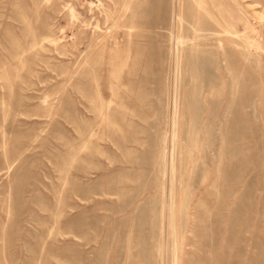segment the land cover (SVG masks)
<instances>
[{
  "label": "rangeland",
  "instance_id": "obj_1",
  "mask_svg": "<svg viewBox=\"0 0 264 264\" xmlns=\"http://www.w3.org/2000/svg\"><path fill=\"white\" fill-rule=\"evenodd\" d=\"M0 264H264V0H0Z\"/></svg>",
  "mask_w": 264,
  "mask_h": 264
}]
</instances>
